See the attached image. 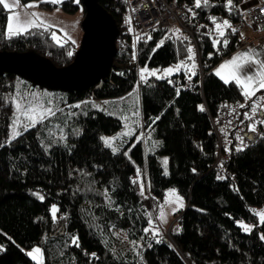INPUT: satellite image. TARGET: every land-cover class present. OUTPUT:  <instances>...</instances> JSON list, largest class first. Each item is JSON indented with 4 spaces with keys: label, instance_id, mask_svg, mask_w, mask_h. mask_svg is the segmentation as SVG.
Instances as JSON below:
<instances>
[{
    "label": "trees",
    "instance_id": "trees-1",
    "mask_svg": "<svg viewBox=\"0 0 264 264\" xmlns=\"http://www.w3.org/2000/svg\"><path fill=\"white\" fill-rule=\"evenodd\" d=\"M172 1L184 11L179 33L174 35L170 25L132 37L127 0H99L120 29L114 62L121 68L111 67L96 91L44 90L55 116L26 131L19 129L21 135L14 140H9L6 120L0 119V264H37L27 254L37 247L43 264H264V223L254 211L264 207V124L248 135L247 147H232L227 159L215 163L218 144L209 118L222 102L244 99L241 86L225 84L213 68L236 51L232 29L245 21L243 11L252 3L231 0L229 6L228 0H209L205 6L201 0L196 7L195 0ZM38 4L67 14L82 7L80 0ZM210 17L231 25L215 47L218 34ZM6 25L7 10L0 4V50L33 49L57 67L72 62L73 43L54 41L52 28L33 27L7 36ZM189 46L197 65L193 80L200 67L204 72L202 93L194 91L197 84L193 89L169 84L170 78L191 75L185 67L162 78H138L140 65H187ZM17 86L29 88L30 83L12 73L0 75V101ZM134 113L144 137L134 142V133L125 136L113 153L101 135L116 132ZM164 154L167 175L160 160ZM138 169L152 203L163 200L169 187L186 199L170 237L144 232L151 216ZM239 220L252 223V230L245 232ZM72 237H78L79 246Z\"/></svg>",
    "mask_w": 264,
    "mask_h": 264
},
{
    "label": "snow or ice",
    "instance_id": "snow-or-ice-1",
    "mask_svg": "<svg viewBox=\"0 0 264 264\" xmlns=\"http://www.w3.org/2000/svg\"><path fill=\"white\" fill-rule=\"evenodd\" d=\"M39 2H46V3H52V4H59L62 3V0H39ZM78 2V0H77ZM209 0H204V5H208ZM19 3V0H16L15 4H10L7 3L6 0H0V4L3 5L5 9H14L16 5ZM228 5H231V0H228ZM36 3H30L28 5H25L24 7L26 8H34L36 7ZM195 6L196 7H201V0H195ZM231 10V9H230ZM191 11V9H190ZM195 15V13H193ZM210 19L213 21L215 24V30L217 32V38L213 40V46L215 47L217 44L221 43L219 37H224L225 36V28H230L231 25L227 20H224L222 23H216V18L215 17H210ZM8 25H7V30L9 35H19L25 31H27L29 28L33 27H39V28H45L47 30L48 28L55 27V25L48 24L46 21L42 20L40 17V14L37 12H33L30 14V18L28 20L22 21L20 18V14L18 12H13V14L8 16ZM131 31V29H129ZM61 32H63V29H60ZM179 29H174L173 34L179 33ZM234 32L235 29H232ZM64 35H67L66 33ZM242 35V34H241ZM151 37H149L150 39ZM52 39L56 41L57 43H61L60 37L57 36L56 32H52ZM70 39V37H69ZM184 39H187L185 37ZM74 43V41H73ZM163 44V41L160 42V44L157 45V47H160ZM224 46H227L228 41L227 39L223 40ZM155 51V49L153 50ZM188 56L187 59L193 61L192 65L189 67L184 63V61H181L179 64L175 65L174 67H170L167 69H164V74L168 75L174 71H179L182 67H185L188 69V71L191 73V75L188 76V79L191 80L192 76H194L195 73V62H194V57L195 53L192 49L191 46L188 47L187 49ZM69 56L72 55L71 52L68 53ZM261 56V53L256 52L254 49H247L244 52L237 53L235 56L231 58L229 61H225L223 64H221L216 70L215 74L220 77L225 84H228L230 81H235L237 85H242L243 90H242V95L244 96L245 101H248L251 99L253 96L256 95L257 92L260 90H264V61L258 59V57ZM255 66V67H254ZM225 68H229V72L227 75H224L222 73V70ZM253 69L251 72L248 71V69ZM148 73L150 76H156V70L148 71V69L142 68L140 70V78L141 80L145 79L144 74ZM177 94H179V89H177ZM33 96L36 94L33 93ZM129 95H132L131 93ZM261 99H264V97H261ZM11 103L15 106L16 112L14 113L12 117V123L10 125L11 128V134L9 136V140H14L16 137L21 135L20 131H17V125L20 124V119H21V108L24 107V111L22 115L27 118V123L23 125L24 130L26 131L28 128L35 127L37 123L40 121L46 119L49 116H55V112L52 110V108H44L42 105L34 104L31 101L27 103V105H23L22 101L18 99L17 97H11ZM50 103V102H49ZM86 103V102H85ZM75 107H80V105H75ZM240 108H244V104L239 105ZM258 107L264 108V106L259 105L258 102H254L252 107H251V115H249L248 112L244 113V117L247 120H251L253 116L256 115ZM200 110L203 111L204 108L203 106H199ZM235 111V109H233ZM138 114V113H137ZM156 119H159L157 117ZM155 123V121H153ZM243 123V121H241ZM260 124H264V120L259 121ZM248 131L250 132H255L256 131V122L250 123L248 125ZM132 134L131 130L126 131L120 135H125V136H130ZM119 135L117 137H101V140L104 142L105 146L111 147L112 141L115 139H118ZM140 137H137L139 139ZM61 139H63V135L61 136ZM237 139H240L243 141L244 137L243 136H237ZM244 147H247V145L241 144V147L238 148L239 150H243ZM113 153L117 151L116 148H112ZM195 171V170H193ZM137 175L139 177V169L137 170ZM165 175H167V171H165ZM217 179H224L223 176H218ZM133 183H136V181H133ZM141 194H143V188L144 185L141 184ZM170 194L175 196V200L171 201L168 198V195L165 197V202L166 203H172L175 202L177 203L180 207H182V198L179 197L178 195L175 194V190H170ZM105 195H107V190L105 191ZM39 199L43 200V196H39ZM177 209L173 208L172 211L175 212ZM53 220L56 219V212L57 208L55 205L52 206L51 208ZM256 215L259 216L260 221L264 223V211L256 213ZM160 219L163 221V211L161 210V216ZM150 227L145 228L144 232L148 233L149 231L152 232V235L158 236L159 235V229H153L151 228V225L153 221L149 219L148 221ZM241 227L245 232H250L252 229L251 227L244 225L241 223ZM261 239H264V235L261 236ZM160 241L157 240V243ZM72 243L75 244L76 246H79L78 243V237H72ZM30 257H32L33 260L37 261V264H43V258L41 254V250L37 248H33V250L29 253H27ZM95 256V253L92 254Z\"/></svg>",
    "mask_w": 264,
    "mask_h": 264
},
{
    "label": "water",
    "instance_id": "water-1",
    "mask_svg": "<svg viewBox=\"0 0 264 264\" xmlns=\"http://www.w3.org/2000/svg\"><path fill=\"white\" fill-rule=\"evenodd\" d=\"M80 1L83 7L82 37L71 63L57 67L33 49L23 52L0 50V75L12 73L29 82V89L37 87L39 91L67 93L90 87L93 91L98 90L107 80L111 67L121 68L114 62L120 29L99 0ZM97 48L102 49L99 62L92 64L90 60ZM81 72L86 75L79 80ZM95 102L99 103L97 99Z\"/></svg>",
    "mask_w": 264,
    "mask_h": 264
},
{
    "label": "rangeland",
    "instance_id": "rangeland-1",
    "mask_svg": "<svg viewBox=\"0 0 264 264\" xmlns=\"http://www.w3.org/2000/svg\"><path fill=\"white\" fill-rule=\"evenodd\" d=\"M6 2L10 3V4H15L16 0H6ZM30 3H36L37 6L34 7V8H26V7H24L25 5H28ZM38 3H39V0H31V1L26 2V3H22V2L19 1V3L16 5V7L14 9H11V10L10 9H6L7 10V25L9 23L8 16L13 14V12H18L20 14V18H21L22 21L28 20L30 18V14L31 13L37 12V13L40 14V17H41L42 20L46 21L48 24L55 25V27H52V30L56 32L58 37H60L61 43L64 40H69L72 43L74 41L73 45H74V47L76 49L78 47V45L80 43V40H81V37H82V29H81V25H80L81 24V20L83 18V9H82V7H80L75 13L67 14L64 11H62L60 8L45 9L43 7H40ZM127 20L128 21L131 20L130 19V15L127 16ZM7 25H6L5 34L7 36H12V35H9V33H8ZM172 28L173 29H179V30L181 29V27L178 24L172 25ZM60 29H63V32H61ZM251 32H252V30L249 27H247L246 30L243 32V34L247 35V34H249ZM65 33L67 35H64ZM255 34H258V32H255ZM69 37H70V39H69ZM250 48L254 49L256 52L261 53V56L258 57V59L264 61V45H260L258 42L253 43V45L250 46V47L240 48V49L236 50L235 52H233L232 54L241 53V52H244V51H246L247 49H250ZM232 54H230L229 56H227L225 58L231 57ZM229 60H231V59H229ZM192 63H193V61H191L187 65L190 67L192 65ZM220 63H218V64H220ZM223 63H221V64H223ZM195 65H196V63H195ZM145 67L148 69L149 72L152 71V70H156L157 74L154 77H157V78L170 76V75H172V74L177 72V71H174V72H172V73H170L168 75L164 74L163 70L167 69V68H170V67H174L173 65H164V66H157V67H151V66H148L147 64L146 65H140L139 68H138V78L139 79H141L140 78V70L142 68H145ZM229 70H230L229 68H225V69L222 70V73L224 75H227ZM252 70L253 69H251V68L248 69L249 72H251ZM200 71L201 70H199V72ZM144 76H145V78L150 77V75H148L147 72L144 74ZM199 76H200V74H199ZM138 84H139V82L137 81L134 84L133 89H132V90L135 91V96L137 94V91L135 89L138 87ZM240 86H241V88L243 90V86L242 85H240ZM43 91L44 90L39 91V89L37 87H35L34 89H29L27 87L21 88V86H19V87L17 86V89H15L12 92L9 91L8 93L5 94L4 99L2 101H0V119L4 120V121L6 120V122H7V125L9 127L8 128V137L11 134L10 125L12 123V117H13L14 113L16 112L15 106L11 103V97H14V96L17 97L18 99H20L22 101V104L25 105V106L27 105V103L29 101H31L34 104L42 105L44 108H49V107L51 108V106L48 104V102H50V101L47 98V95H46L47 93H45ZM33 93H35L36 95L33 96L32 95ZM45 96H46L47 99H45ZM95 103L97 105H99L98 107L103 106V105H101V102H99V103L95 102ZM23 111H24V107L21 108V119H20V124L17 125V128H16L17 131H19V129L23 128V125L28 122L27 118L22 115ZM134 114L137 115V116L134 115V119H127L126 120L124 118L123 123H122V127L119 130H117L116 132H114L112 134H103V135H101V137H108V138L117 137L119 135L118 139H115V140L112 141L111 148H116L117 150L119 148H121V145L125 141L124 140L125 135H120V134H122V133H124L126 131L131 130V132L135 134L134 135L135 136V141L134 142L139 140V139L137 140V137H140V138L144 137L143 125L141 124V121L139 119L138 114L137 113H134ZM134 142H132V144H134ZM131 145L128 146L126 148V150H125L127 155H128V150L131 147ZM160 160H161V164H162V167L164 168V173H165V171H168V156L166 154L160 155ZM137 180H139L140 185L143 184L141 176H139V177L137 176ZM140 189H141V186H140ZM173 189L175 190V194L182 198V205H183L182 207H180L175 202H172V203H166L165 202L166 195H168L169 200H171V201L175 200V196L170 194V190H173ZM143 193H144L145 199L147 200L148 210L150 211V216H151L150 219L153 221V223L151 225V228L159 229V235L163 234V235H165L167 237H170V233H169L170 230H171L170 228L172 227V225H174V227H176V225H177L176 221H177V219L179 217V215H178L179 211H181V210H183L185 208L186 199L184 198V196L182 194H180L173 187L166 188L163 200L157 201L155 203H152L150 201L148 189H146V184H145V186L143 188ZM173 208H176L177 210L175 212H173L172 211ZM161 210L163 211V221L160 219ZM254 211H255V213L264 211V207H257V208L254 209ZM258 222L261 223L259 216H258ZM241 223L251 227V229L254 226L252 223H249V222H245V221H242V220L237 221V224L240 227H241ZM149 227H150V225L148 226V228ZM149 233L152 234L151 231H149ZM262 235L263 234H261V236ZM32 250L33 249L28 250V253L31 252Z\"/></svg>",
    "mask_w": 264,
    "mask_h": 264
},
{
    "label": "built area",
    "instance_id": "built-area-1",
    "mask_svg": "<svg viewBox=\"0 0 264 264\" xmlns=\"http://www.w3.org/2000/svg\"><path fill=\"white\" fill-rule=\"evenodd\" d=\"M130 10V33L133 37H137L140 34H145L158 27H165L178 24L182 26V19L184 11L182 7L176 4L172 0H127ZM245 21L239 22L236 27V42L235 50L243 47H250L253 43L258 42L260 45H264V0H255L254 3L247 6L244 11ZM126 19H123V25H126ZM249 27L252 32L244 35L243 32ZM258 32V34H255ZM242 34V35H241ZM198 74V78L194 81L188 79V74H185L181 78L169 79L168 82L173 87H183L188 89L195 88V84L199 87L197 90L202 93V79L203 70ZM193 77V76H192ZM264 90L257 92L248 101L243 99L239 102L224 101L220 105L219 111L215 115H210L212 132L217 138L218 152L215 163L219 160L227 159L230 155L231 148L241 147V144H247V137L254 132L248 131V125L256 122V131L260 130L259 121L262 120L264 115V108L258 107L257 113L251 120H247L244 117V113L248 112L251 115V107L254 102H258L259 105L264 106ZM244 104V108H240L239 105ZM235 109V111H233ZM243 121V123H241ZM237 136H243L241 141L237 139Z\"/></svg>",
    "mask_w": 264,
    "mask_h": 264
},
{
    "label": "bare ground",
    "instance_id": "bare-ground-1",
    "mask_svg": "<svg viewBox=\"0 0 264 264\" xmlns=\"http://www.w3.org/2000/svg\"><path fill=\"white\" fill-rule=\"evenodd\" d=\"M101 51H102V49L101 48H97L96 49V51L94 52V54H93V56H92V58H91V62L90 63H92V64H96V63H98L99 62V57H100V54H101ZM98 65V64H97ZM90 69H86V71H89ZM86 75V72H81L80 74H79V80L80 79H82L84 76ZM77 76V75H76Z\"/></svg>",
    "mask_w": 264,
    "mask_h": 264
},
{
    "label": "crops",
    "instance_id": "crops-1",
    "mask_svg": "<svg viewBox=\"0 0 264 264\" xmlns=\"http://www.w3.org/2000/svg\"><path fill=\"white\" fill-rule=\"evenodd\" d=\"M249 1H250V3H253V2H254V0H249ZM262 47H263V46H262ZM236 54H237V53H235V54H232V56H231V57L235 56ZM231 57H228V58H223V59L221 60L222 62H221V61H220V62H221V63H223V62H225V61H228L229 59H231ZM220 62H219V63H220ZM221 63H220V64H221ZM220 64H217V65L219 66ZM217 65H216V66L213 68V69H214V71H215V70L218 68V66H217Z\"/></svg>",
    "mask_w": 264,
    "mask_h": 264
}]
</instances>
